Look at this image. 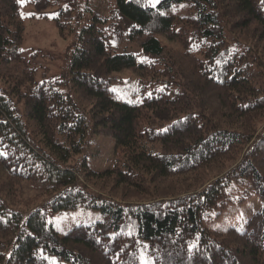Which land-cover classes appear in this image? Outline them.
<instances>
[{
    "label": "trees",
    "instance_id": "obj_1",
    "mask_svg": "<svg viewBox=\"0 0 264 264\" xmlns=\"http://www.w3.org/2000/svg\"><path fill=\"white\" fill-rule=\"evenodd\" d=\"M182 1L118 0L133 21L128 40L150 61L113 53L99 17L83 24L59 88L38 82L22 57L18 0H0V67L22 65L0 87V264H48L39 248L69 264H142L140 249L150 264H264V3L192 0L194 15L178 16L171 8ZM124 69L161 74L175 88L120 101L109 85ZM95 135L110 137L124 159V169L103 173L146 195L174 178L233 165L193 192L119 202L80 180L99 176L83 157ZM25 181L47 195L22 221L17 207L33 204ZM229 184L243 188L241 201L257 196L260 211L242 231L204 228V213L218 216L226 206ZM80 206L99 209L102 219L58 235L48 214Z\"/></svg>",
    "mask_w": 264,
    "mask_h": 264
},
{
    "label": "rangeland",
    "instance_id": "obj_2",
    "mask_svg": "<svg viewBox=\"0 0 264 264\" xmlns=\"http://www.w3.org/2000/svg\"><path fill=\"white\" fill-rule=\"evenodd\" d=\"M50 5L43 10L37 8L38 0H24L19 2V18L23 23V42L21 54L24 61L36 69L35 77L38 82H53L55 86L64 88L63 84L56 81H68V60L71 55L76 33L85 23L93 22V17H99L100 25L106 28L109 34L110 48L113 53H132L138 61H150L153 58L141 54L139 45L128 40V32L133 21L122 14L118 7V0H48ZM130 1V0H127ZM152 6V0H145ZM160 1V0H159ZM159 3V2H158ZM156 3V5L158 4ZM153 7V6H152ZM68 9L69 13H63ZM171 11L178 16L194 15L195 9L192 0H184L171 8ZM59 22L64 24L63 30L59 28ZM159 39L166 42V39L159 36ZM22 66V65H21ZM21 66L11 63L0 67V87L4 89L9 83V77L19 75ZM114 79L109 87L114 96L120 101L133 103L138 101L144 92L152 88L166 86L169 90L175 88L174 84L159 81V74L140 75L130 69L113 73ZM167 79V78H166ZM245 148V147H244ZM243 148V149H244ZM245 150V149H244ZM88 167L99 173V176L88 178L80 176V180L93 192L104 195L116 201H143L153 197H164L184 192H193L207 185L215 176L223 174L233 165H213L203 168L195 173L174 178L154 193L148 195L135 190L132 186L115 183L114 172L104 174L116 164L125 168L122 153L114 147L110 137L95 135L87 143L83 154ZM73 158L79 157L75 155ZM103 173V174H101ZM23 196L25 199L33 200L28 207H17L22 215L21 220L25 221L29 210L41 206L47 192L37 182L25 181L22 183ZM228 202L221 214L214 216L213 210H207L203 215L202 226L218 232H224L229 227L239 231L245 228L247 220L256 212L260 211L262 201L255 195L243 198V188L234 184L227 187ZM40 198V200H39ZM102 219L101 212L97 208L80 206L72 210H63L57 213L48 214V221L55 232L63 236L69 230L80 225H92ZM192 242L189 243V246ZM39 254L46 258L48 264H69L66 261L58 260L55 256L44 252L39 248ZM139 260L142 264H150L151 259L140 249Z\"/></svg>",
    "mask_w": 264,
    "mask_h": 264
},
{
    "label": "snow or ice",
    "instance_id": "obj_3",
    "mask_svg": "<svg viewBox=\"0 0 264 264\" xmlns=\"http://www.w3.org/2000/svg\"><path fill=\"white\" fill-rule=\"evenodd\" d=\"M21 3L24 2V0H20ZM137 2H139V0H137ZM159 0H152V6L155 7L156 6V3H158ZM262 3H264V0H261Z\"/></svg>",
    "mask_w": 264,
    "mask_h": 264
}]
</instances>
